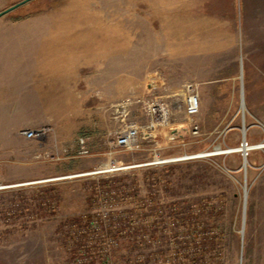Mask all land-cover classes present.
Returning <instances> with one entry per match:
<instances>
[{
  "label": "rangeland",
  "instance_id": "rangeland-1",
  "mask_svg": "<svg viewBox=\"0 0 264 264\" xmlns=\"http://www.w3.org/2000/svg\"><path fill=\"white\" fill-rule=\"evenodd\" d=\"M20 1L0 0V12ZM189 16L188 0H31L0 16V182L16 185L0 190V264H264V16L251 35L238 22L248 58L190 46L223 36ZM188 85L200 99L192 118ZM153 102L168 109L153 136L110 154L127 125L146 130ZM42 126L53 131L23 134ZM244 137L248 156L226 153ZM110 158L178 161L30 184ZM91 221L116 236L115 263L87 245Z\"/></svg>",
  "mask_w": 264,
  "mask_h": 264
},
{
  "label": "built area",
  "instance_id": "built-area-1",
  "mask_svg": "<svg viewBox=\"0 0 264 264\" xmlns=\"http://www.w3.org/2000/svg\"><path fill=\"white\" fill-rule=\"evenodd\" d=\"M188 97L186 101L185 111L186 114L192 118L196 114H198L200 110V102H199V95L196 93L195 88L192 85H188ZM168 112L167 106L162 102H153L148 105V113L151 116L150 123L146 126V130L141 131V127L138 125V123L133 122L126 126L125 130L118 135L116 139H114L111 142L112 150H110V154H112L114 149L116 150L117 147L123 148V150H132V149H139V142L141 138V133H143V138H151L153 136L152 131L155 128V125L159 121H163V119L166 117ZM53 131V129L50 126H42L38 128H30L23 131L24 136L27 139H40L43 138L45 135L50 134ZM192 132L194 134L198 133V125L193 124L192 126ZM249 141L247 140V137H244L241 142L239 143L241 148H248L249 147ZM117 151V150H116ZM112 152V153H111ZM239 152L243 155V150L241 151H232V152H226V153H236ZM83 155H89V150L82 149V151L79 152ZM246 155H249V152L246 151ZM244 157V155H243ZM178 160H169L165 162H159L161 163H168V162H176ZM158 163V164H159ZM154 163L151 162H145V163H137V164H122V163H116L114 159L110 158L109 161L102 164L101 166L94 168L92 170H88L86 172H80L77 174L72 175H66L62 177L57 178H51V179H45V180H39V181H33L30 184L38 183V182H46V181H52L57 179H66V178H73V177H83V176H111L113 172L116 170H126L129 168H135L140 166H148L152 165ZM116 168L111 169L108 168V166H115ZM18 186L24 185V184H17ZM16 186V185H15ZM14 185H6L0 182V190L7 189L11 187H15ZM81 233L87 238V245L92 244L95 245L94 248L95 254L97 256H100L101 259L110 261V258L112 257L113 253L112 250L117 246V239L114 238V235L110 232H108L107 225L105 222H102L100 226L95 224V222H90V228L88 226H82L80 228ZM79 231V228H78ZM96 231V232H95ZM100 231V232H99ZM102 231V232H101ZM104 231V232H103ZM139 235V234H137ZM103 236V239H102ZM136 239V238H134ZM138 240V239H136ZM99 248L97 249V247ZM85 261L82 258H79L78 264H84ZM115 263V262H111Z\"/></svg>",
  "mask_w": 264,
  "mask_h": 264
},
{
  "label": "crops",
  "instance_id": "crops-1",
  "mask_svg": "<svg viewBox=\"0 0 264 264\" xmlns=\"http://www.w3.org/2000/svg\"><path fill=\"white\" fill-rule=\"evenodd\" d=\"M189 11H190V25L201 26V27H220V36L227 38L226 41L222 38V41L216 43L210 47L201 45V39H193L190 37V46H193L196 50L202 51L203 47L206 51L210 50H221L220 48L233 49L235 52H239L241 56H244V41L239 39L238 35V22L242 19L246 20L250 25V35L254 34V28L257 26V17L263 18V8L259 11L256 8L260 3L263 7L264 0H188ZM263 3V5H262ZM223 28V29H222ZM214 34H218L217 31H213ZM226 35V36H225ZM224 42L226 45L224 46ZM251 39L246 41L247 49L250 51L254 50L256 43H250ZM257 49L259 52L264 53V41L259 42ZM250 49V50H249ZM249 54H245V57H249ZM264 58V55L259 56ZM182 134H187L188 129L184 128Z\"/></svg>",
  "mask_w": 264,
  "mask_h": 264
},
{
  "label": "trees",
  "instance_id": "trees-1",
  "mask_svg": "<svg viewBox=\"0 0 264 264\" xmlns=\"http://www.w3.org/2000/svg\"><path fill=\"white\" fill-rule=\"evenodd\" d=\"M108 185H109V182H107ZM107 183H103L104 185L107 184ZM54 191V190H53ZM53 191L52 189L50 188H44L41 192H43L40 196V202L42 204V206H44L45 208H51V207H55L56 206V198H55V195L53 194ZM108 191V194H111V191L110 189L107 190ZM110 191V192H109ZM175 210V208H174ZM168 213V212H167ZM167 217L169 218H172L174 219V214L170 213V214H167L166 215ZM165 217V216H164ZM163 219V218H162ZM113 220V219H112ZM164 220V219H163ZM163 220H161L163 222ZM80 222V220L77 221V223ZM160 222V221H159ZM157 223V222H156ZM157 225V224H156ZM78 226V225H77ZM86 226H88V228H90V223H87ZM143 227H138V230L135 231L136 234L139 233V231H143ZM159 228V227H158ZM136 229V228H135ZM129 231V230H128ZM114 238H116V236L114 235ZM98 259L101 260V257L98 256Z\"/></svg>",
  "mask_w": 264,
  "mask_h": 264
},
{
  "label": "water",
  "instance_id": "water-1",
  "mask_svg": "<svg viewBox=\"0 0 264 264\" xmlns=\"http://www.w3.org/2000/svg\"><path fill=\"white\" fill-rule=\"evenodd\" d=\"M29 1H31V0H22V1H20V2H17L16 4H14V5H12V6L8 7V8H6L5 10H2V11L0 12V16L6 14V13H8V12H11V11L15 10L16 8H18V7H20V6H22V5L26 4V3H28Z\"/></svg>",
  "mask_w": 264,
  "mask_h": 264
},
{
  "label": "bare ground",
  "instance_id": "bare-ground-1",
  "mask_svg": "<svg viewBox=\"0 0 264 264\" xmlns=\"http://www.w3.org/2000/svg\"><path fill=\"white\" fill-rule=\"evenodd\" d=\"M261 146H264V145H260V146H258V147H261ZM249 148V147H248ZM248 148H241V147H239V148H234V149H231V150H238V149H240V150H243V151H245V153H246V151L247 150H249ZM250 149H252V147H250ZM170 159V158H169ZM169 159L167 160H164V158H159V159H155L154 161H153V163H158V162H165V161H169ZM170 160H172V158L170 159ZM117 166H114V167H112V166H108V168H111V169H114V168H116ZM15 186V185H14Z\"/></svg>",
  "mask_w": 264,
  "mask_h": 264
}]
</instances>
